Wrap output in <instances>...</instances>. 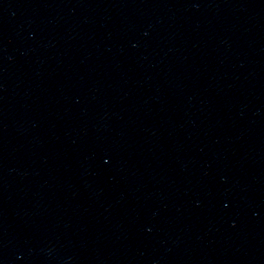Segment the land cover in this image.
<instances>
[{
	"label": "water",
	"instance_id": "95a60500",
	"mask_svg": "<svg viewBox=\"0 0 264 264\" xmlns=\"http://www.w3.org/2000/svg\"><path fill=\"white\" fill-rule=\"evenodd\" d=\"M0 264H264V0H0Z\"/></svg>",
	"mask_w": 264,
	"mask_h": 264
}]
</instances>
